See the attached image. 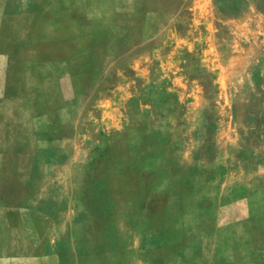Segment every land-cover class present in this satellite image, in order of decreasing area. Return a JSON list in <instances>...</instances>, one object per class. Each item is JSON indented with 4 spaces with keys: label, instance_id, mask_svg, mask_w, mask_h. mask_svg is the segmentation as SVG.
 Masks as SVG:
<instances>
[{
    "label": "rangeland",
    "instance_id": "1",
    "mask_svg": "<svg viewBox=\"0 0 264 264\" xmlns=\"http://www.w3.org/2000/svg\"><path fill=\"white\" fill-rule=\"evenodd\" d=\"M248 204L264 0H0V264H242Z\"/></svg>",
    "mask_w": 264,
    "mask_h": 264
},
{
    "label": "crops",
    "instance_id": "2",
    "mask_svg": "<svg viewBox=\"0 0 264 264\" xmlns=\"http://www.w3.org/2000/svg\"><path fill=\"white\" fill-rule=\"evenodd\" d=\"M246 212L240 233L242 248L233 250L231 260L242 264H264V204L257 207L248 204Z\"/></svg>",
    "mask_w": 264,
    "mask_h": 264
}]
</instances>
